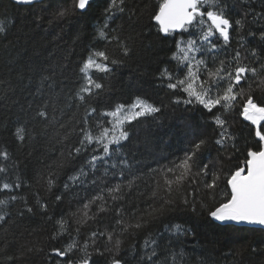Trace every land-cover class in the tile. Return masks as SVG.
Instances as JSON below:
<instances>
[{
    "label": "trees",
    "instance_id": "obj_1",
    "mask_svg": "<svg viewBox=\"0 0 264 264\" xmlns=\"http://www.w3.org/2000/svg\"><path fill=\"white\" fill-rule=\"evenodd\" d=\"M66 2L70 4L71 0ZM108 3L109 0H91V6L83 15L57 26L56 22L50 24L48 20L53 9L40 12L33 8L29 11L26 10L29 6L0 0V24L7 29L0 34V151H7L10 156L7 162L9 172L6 176L0 174V182L7 180L14 183L17 175L24 181V186L19 190L0 192V198L18 195L24 197L27 206L33 208L32 213H27L24 211V200L18 199L3 210L5 220L0 221V264H58L60 258L51 255V250L63 249L69 236L52 238L57 228L56 221L64 216L74 230L85 219L82 215L83 203L99 191V187L92 185L70 191L64 189L68 177L79 169L89 153L63 168L49 190L46 179H39L38 173L46 171V165L61 158L62 145H55L54 141L39 136L34 141L21 143L14 132L22 124L39 132V126L33 120L38 105L50 100L63 107L66 96L75 93L82 83L79 66L92 48L105 47V41L97 39L96 33L105 21ZM224 3L233 27L230 44L226 53L221 52L220 58H225L226 54L231 56L239 50L242 57H247L244 62L250 63L254 59L250 53L256 49L264 62V41L259 39L260 33L264 32V0H224ZM124 6V13H117L108 21L107 31L110 35L119 36L131 51L124 56L115 41L108 46L109 53L123 63L111 65V75L102 81L106 89L99 97L92 99V105L101 111L118 103L131 104L139 96L161 108L154 118H141L127 126L130 136L124 142L123 151L133 163L135 175L147 174L149 168H157L183 157L186 151L192 150L195 142L204 139L207 143L197 154L201 165H208L209 175L204 179L210 182L213 172L218 173L220 178L215 189L198 184L191 188L185 185L177 191L174 186L170 198L175 203L166 208L159 220L150 222L144 229H133L119 236L121 246L118 255H115L116 236L111 243L106 236L99 237L94 247L111 251L105 250L103 255H97L90 245L88 252L91 253V261L93 264H110L115 255L124 264H146L140 261L145 236L149 232H163L165 224L179 223L189 229V235L181 236L178 240L173 237L171 244L175 250L182 248L185 251L188 264H264V229L245 224L221 225L208 216V211L219 206L230 194L227 184L229 174L244 166L249 149L256 150L259 146L255 126L244 120L241 112L249 92L258 105L264 106V85L258 86L256 81H242L244 96L238 97L233 108L225 111L217 106L213 109V113L227 121L233 137L221 148L215 143L220 130L213 123V113L200 106H187L186 109L183 104L173 103L174 94L161 86L158 78L160 72L164 68L176 71V62L171 57L176 51L175 40L180 38V34L165 37L159 32L152 19L158 10L159 0H125ZM237 19L244 20L243 29L235 25ZM184 36L187 38V34ZM223 43L222 39L218 41L221 47ZM208 63L211 66L210 58ZM53 71L55 88H44L39 96L33 95L40 76ZM249 83L252 84L251 90ZM175 95L183 96V93ZM66 112L68 116L77 112L75 104ZM77 115L83 117V108L79 109ZM130 178L127 174L124 178L109 176L105 181L107 185H112L121 179L126 183ZM150 179V175H145L144 182H137L140 184L139 191L126 190L127 199L117 201V205L122 204L132 210L139 208L140 211L147 208L153 202L140 193L148 190L145 182ZM193 190L195 197L188 196L190 204L185 206L181 201L187 192ZM57 195L63 199L56 201ZM38 199L47 204L46 212L40 209ZM193 199L194 204L191 203ZM153 206L158 207V204ZM95 210L93 206L92 211ZM22 211L23 215L20 214ZM114 220L113 212L100 213L98 219H89L83 224L77 239L83 244L91 232L111 231L116 227ZM72 234L76 235L74 231ZM169 243L165 233L160 239L161 259L166 255ZM83 255L77 250L70 258L79 261ZM68 258L65 257V260Z\"/></svg>",
    "mask_w": 264,
    "mask_h": 264
},
{
    "label": "snow or ice",
    "instance_id": "obj_2",
    "mask_svg": "<svg viewBox=\"0 0 264 264\" xmlns=\"http://www.w3.org/2000/svg\"><path fill=\"white\" fill-rule=\"evenodd\" d=\"M12 3L29 6L26 9L29 11L33 8L39 9L40 12L53 9L48 20L50 24L56 22L57 26L83 15L91 6V0H71L70 4L66 0H12ZM124 5L125 0H109L105 9V21L102 26L98 27L96 33L97 39L105 41V47L92 48L87 58L83 60L79 66L82 83L74 94L66 96L64 106L60 107L50 100L42 101L33 115L34 122L39 126V132L23 124L18 126L14 132L17 141L21 143L27 140L34 141L39 136L54 141L55 145H62L61 158L46 165V171L38 173L39 179H46L49 190L55 185L56 177L63 168L83 154L89 153L79 169L68 177L64 189L70 191L74 188H87L92 185L99 187V191L83 203L82 215L85 219L79 222L74 230L71 228L70 221L64 216L56 221L57 228L52 238L69 236V241L63 249L53 248L51 250V255L60 258L58 264H93L88 249L90 245L95 246L99 237L104 236L107 237L109 243L113 241L114 236L117 237L115 255H118L121 246L119 236L133 229L139 231L146 228L150 222L159 220L166 208L175 203V200L170 198L174 186L177 191L183 189L185 185L191 188L192 185L198 184H203L207 189H215L220 178L218 173L213 172L210 182L204 179L209 175L208 165H201L197 155L207 143L204 139L195 142L192 150L186 151L183 157L170 160L157 168H149L147 174L135 175L134 165L123 151L124 142L128 141L130 136L127 126L141 118H154L161 108L139 96L131 104L118 103L101 111L92 105V99L99 97L106 89L102 81L111 75L113 71L111 65L123 63L121 59L109 53L108 46L115 41L124 56H128L131 51L119 36L110 35L107 31L108 21L112 20L117 13L126 11ZM226 10L227 5L224 0H159L158 10L152 17L159 32L165 37H175V34H180V38L175 40L176 51L171 57L176 62V71L164 68L158 77L161 86L174 94L173 103L183 104L186 109L187 106L192 108L200 106L209 113H213V109L217 106L228 111L235 106L238 97L243 98L244 96L242 81H256L258 86L264 85V62L260 60L261 54L256 49H252L250 53V56L254 58L250 63L244 62L247 57H242L239 50L231 56L226 54L225 58H220L221 52L226 53L230 44V32L233 27L232 21L226 15ZM37 19L40 17L37 16ZM235 25L243 29L244 20L237 19ZM6 30L4 24H0V34H4ZM184 34H187V38ZM250 35L254 36L255 33H250ZM221 39L224 42L223 47L218 44ZM259 39L264 41V32L260 33ZM209 58L212 61L211 66L208 63ZM94 73L103 75H94ZM54 77V71L51 74L41 75L33 95L39 96L44 88L54 89L56 86ZM249 89H252L251 83H249ZM177 93H183V96L175 95ZM73 104L77 112L83 108V117H78L77 112H72L70 116L67 115L66 109H71ZM241 115L244 120L255 126V136L260 143L256 150H248L243 162L244 166L229 174L227 184L230 194L219 206L209 210L208 216L212 221L221 225L245 224L264 229V124H262L264 106L254 101L251 92L242 105ZM213 123L220 130L215 143L223 148L229 140L233 139L227 127V121L221 115L213 113ZM9 160V153L0 151V174L5 176L8 174L10 165L7 162ZM126 174L131 177L126 183L121 179L115 184H106V177L124 178ZM145 175H150L151 179L145 182L148 190L140 195L147 197L153 203L143 211L139 208L132 210L122 204L117 205V201L127 199L126 190L139 191L140 184L137 182H144ZM23 186L24 181L17 175L14 183L7 180L0 182V192H13ZM188 196L194 198L195 191L187 192L183 197L181 202L185 206L190 204ZM18 199L24 200V211L33 212V208L27 206L28 202L24 197L11 195L6 199L0 198V221L5 220L3 210ZM62 199L61 195L56 196V201ZM37 203L42 211H47L45 202L38 199ZM191 203L194 204V199ZM156 204L158 207L153 206ZM93 206H95V212L92 211ZM192 210L195 211V207ZM24 211L20 214L23 215ZM106 212L114 213L116 227L111 231L91 232L81 244L77 236L83 224L89 219H98L100 213ZM73 231L76 235L72 234ZM165 233L170 243L166 255L161 259L160 239ZM132 234L135 235L134 232ZM187 235H189V229L179 223L165 224L163 232H149L143 240L140 261L146 264H188L185 251L182 248L177 251L171 244L173 237L178 240L181 236ZM77 250L84 255L79 261H73L70 255ZM105 250L111 251V249ZM105 250L94 247L97 255H103ZM115 255L110 264H124V261L116 259ZM65 257L69 258L65 260Z\"/></svg>",
    "mask_w": 264,
    "mask_h": 264
},
{
    "label": "water",
    "instance_id": "obj_3",
    "mask_svg": "<svg viewBox=\"0 0 264 264\" xmlns=\"http://www.w3.org/2000/svg\"><path fill=\"white\" fill-rule=\"evenodd\" d=\"M8 1H11L12 2V0H8ZM178 34V33H177ZM163 35V34H162ZM164 36V35H163ZM259 227V226H258Z\"/></svg>",
    "mask_w": 264,
    "mask_h": 264
}]
</instances>
